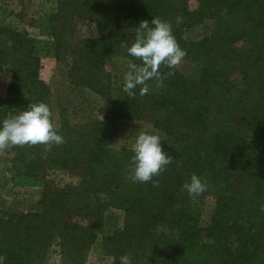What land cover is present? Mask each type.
I'll return each mask as SVG.
<instances>
[{"label":"trees","instance_id":"16d2710c","mask_svg":"<svg viewBox=\"0 0 264 264\" xmlns=\"http://www.w3.org/2000/svg\"><path fill=\"white\" fill-rule=\"evenodd\" d=\"M190 1L54 0L44 46L0 25V68L10 73L0 120L44 102L64 137L50 150L0 151L14 184H37L40 194L36 211L0 215V264H47L48 256L83 264L109 210L122 220L101 236L107 264L124 254L132 264H264V0H196L194 9ZM157 17L172 24L189 73L162 65V85L152 79L148 94L137 86L128 95L126 75L116 83L108 66L114 58L140 65L121 45ZM80 22L90 23L81 37ZM206 22L209 34L185 41ZM38 51L64 63L69 85L107 104L98 119L70 123L66 109L54 119ZM122 120H145L167 138L172 162L155 183L134 181L131 149L111 146ZM192 174L208 184L196 198L182 190ZM63 175L72 181L54 180Z\"/></svg>","mask_w":264,"mask_h":264},{"label":"rangeland","instance_id":"374dc122","mask_svg":"<svg viewBox=\"0 0 264 264\" xmlns=\"http://www.w3.org/2000/svg\"><path fill=\"white\" fill-rule=\"evenodd\" d=\"M196 3V4H195ZM54 0H0V25L9 27L17 31H25L30 38H33L39 43V45H47L51 40L47 34L41 35L42 29L46 26L47 14L51 13L54 8ZM197 6V1H190L189 7L194 9ZM87 22H80L79 37L83 32L89 29ZM211 22H206L203 26L191 27L193 30H187L184 32L183 37L185 41L196 40L202 36L209 34ZM87 35V34H85ZM40 55V69L39 75L49 86L51 91V102L54 106V118L56 121L58 117V110L66 109L68 120L70 123H75L79 120L88 118H99L103 114L107 104L96 97L88 89H76L69 85L65 80L66 67L64 63L56 61L52 56H42V52L38 51ZM189 61V60H188ZM186 59H182L181 63L177 66L182 73H189L190 62ZM132 63L129 60L114 58L110 64L114 81L119 83L122 79V75H126L129 71V64ZM9 71L5 68H0V98H4V86L9 80ZM121 75V77H120ZM149 89L153 90V84H148ZM158 132L162 138V145L167 142L165 135L153 128L151 124L145 120H122L118 123L115 130L111 146L113 149L129 148L135 141V137L140 132ZM6 157V154L0 152V215L5 216L9 212H26L36 211L39 209L36 201L40 194L38 185L19 184L15 185L13 176L10 175L6 166L2 164V158ZM60 178L54 179L59 184L69 183L72 181L71 176L63 175ZM59 181H58V180ZM63 181L61 182V180ZM121 216L113 214L110 210L104 215L103 224L100 229L96 230V241L86 251L83 264H107V257L101 251V236L111 232L117 228L121 222ZM56 257L48 256L47 264H50Z\"/></svg>","mask_w":264,"mask_h":264},{"label":"clouds","instance_id":"9594fccd","mask_svg":"<svg viewBox=\"0 0 264 264\" xmlns=\"http://www.w3.org/2000/svg\"><path fill=\"white\" fill-rule=\"evenodd\" d=\"M182 22L177 17L176 23ZM127 54L138 58L142 63H130L129 71L123 84V91L134 96V89L139 88V94H148L150 89L147 81L155 79L163 83L164 75L161 66L170 70L178 66L187 55L178 44L172 30V24L167 20L152 18L141 20L135 28V39L128 45L122 43ZM172 71L168 75H172ZM162 138L158 132H140L131 146L130 170L136 182H149L154 176L165 170L172 162V157L163 148ZM64 143V137L59 134L53 121V113L48 104L37 102L25 107L17 114L0 120V151L13 146L43 144L50 150L51 146ZM208 184L202 177L192 174L189 181L182 184V190L196 198L207 190ZM120 264H132L128 254L119 257Z\"/></svg>","mask_w":264,"mask_h":264}]
</instances>
